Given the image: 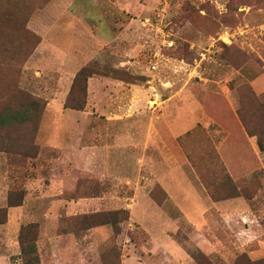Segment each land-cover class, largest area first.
<instances>
[{
    "label": "rangeland",
    "instance_id": "374dc122",
    "mask_svg": "<svg viewBox=\"0 0 264 264\" xmlns=\"http://www.w3.org/2000/svg\"><path fill=\"white\" fill-rule=\"evenodd\" d=\"M0 43V93L17 86L43 105L32 140L27 129L4 136L0 264H23L18 237L29 224L40 264H198L197 253L209 264L264 259V152L237 116L264 124V0H0ZM85 66L96 73L85 108L67 109ZM171 88L182 89L181 113L191 115L197 101L213 126L162 135L179 116L173 106L153 122L151 162L139 168L140 153H104L98 117L112 108L108 92L125 118L134 100L150 99L152 109ZM4 105L15 102L0 96ZM162 177L170 199L155 182ZM19 192L22 205L8 208ZM144 193L160 209L135 208L131 198ZM118 210L129 212L119 234L85 228L84 217Z\"/></svg>",
    "mask_w": 264,
    "mask_h": 264
},
{
    "label": "trees",
    "instance_id": "16d2710c",
    "mask_svg": "<svg viewBox=\"0 0 264 264\" xmlns=\"http://www.w3.org/2000/svg\"><path fill=\"white\" fill-rule=\"evenodd\" d=\"M34 39L35 36L33 35ZM37 39V38H36ZM35 39V40H36ZM38 39L33 43V47L37 44ZM226 47V46H225ZM5 48L4 43H0V63L3 64L5 61L2 59L3 51ZM18 49V47H14ZM12 53V52H11ZM9 68L8 73H11ZM4 69L0 68V78H2V71ZM95 69L91 66L82 67L74 76L68 99L66 100L65 107L74 111H82L85 108L87 100V82L92 76H94ZM114 75L118 80L120 78V73L114 71ZM130 77L127 80L129 81ZM6 89L0 93V96L6 101H10L15 105H4L0 106V151L8 152L9 144L4 142V136L10 133L15 132L20 129H27L31 131L32 134L27 140V143L32 140L37 126L41 117L43 105L36 99H33L29 94L23 92L17 86H8ZM14 101V102H13ZM8 103V102H7ZM237 116L239 118V123L242 125L246 134L250 137L256 138V146L259 152H264V124L261 125L260 122L254 123L251 127H248L245 122L242 113L240 110L237 111ZM238 126V125H237ZM263 126V127H262ZM240 129V126L238 127ZM188 132L185 134L187 135ZM151 195V194H150ZM152 197V196H151ZM153 199V197H152ZM23 202V192H19L16 198H12V195H9L7 198V207L16 208L22 205ZM5 211L0 210V224H3L5 221ZM128 219V212L125 210H118L113 212H104L93 214L83 218V223L85 224L86 229L95 228L98 226L110 225L115 234L120 232V224ZM18 243L20 248V255L23 259V264H40L39 258L36 250V225L29 224L21 227L18 237ZM190 257L194 259L198 264H209L200 253H197V256L190 254ZM245 256H241L236 259L234 264H241L242 262L246 263ZM246 264H264V259L249 262Z\"/></svg>",
    "mask_w": 264,
    "mask_h": 264
},
{
    "label": "crops",
    "instance_id": "0c3cea01",
    "mask_svg": "<svg viewBox=\"0 0 264 264\" xmlns=\"http://www.w3.org/2000/svg\"><path fill=\"white\" fill-rule=\"evenodd\" d=\"M169 86L171 85L169 84ZM181 92L182 89H166V91L163 92L162 97H159L156 100L154 99V105L152 109H149L147 105L153 102L150 99L147 100V104L144 102L138 103V101L134 100V103H132V105H128V107H130V113L128 115L125 114V118L121 115V110L114 108L116 105L114 95H112V97L110 96V92H108V94L103 98L104 102L107 105H111L112 108L104 109V113L102 112L103 114L98 117L100 120L99 124L103 125L104 127L102 128V135L104 139L102 141L104 143L105 150L104 153L109 152L116 155H120L124 152L130 153L131 155H137V153H140L139 155L142 156L135 159L136 162H140V165H138V167L151 162L152 159H148L147 155L149 152H151V147L154 146V138L156 137V135L154 134V128L152 126L153 122H155L156 120L164 121V118L169 112L170 107L174 106L176 107V110H179L178 107L180 103L177 101V96L180 97ZM144 94H146V91H144ZM195 102L196 104L194 103V108L196 107V109L192 108L194 110H191V115L188 116L186 111H184V113H181L179 110L178 112L180 113L176 122L172 126L173 128H170L168 126L170 129L166 128V131L164 133L158 132V137L159 133H162V135H165L167 137L177 138L196 128L198 124H201L206 130L210 129V127L213 126V122L205 115L202 110L199 111V103L197 101ZM127 116H129V118H126ZM68 119L69 116L65 115L61 119H59V121H68ZM184 127H186V129L182 131ZM155 146L161 153L160 148L162 146L159 144H156ZM84 154L87 155L88 152L84 151ZM163 168L165 167L162 166L161 169ZM155 182L165 191L168 199H170V195L166 189V182L163 177L156 180ZM131 200L134 203L133 206L135 208H141V211H148L143 208H150L151 210H153L155 207L160 209V206H157V204L154 203V201L148 196L147 193H144V197H142L141 200H138L140 204L138 203L136 196L134 198H131ZM174 204L176 205L175 202ZM144 216L148 217L147 214H145ZM150 216L153 217L152 215Z\"/></svg>",
    "mask_w": 264,
    "mask_h": 264
}]
</instances>
